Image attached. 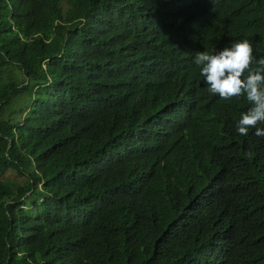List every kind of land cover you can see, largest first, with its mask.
Masks as SVG:
<instances>
[{"label": "trees", "instance_id": "1", "mask_svg": "<svg viewBox=\"0 0 264 264\" xmlns=\"http://www.w3.org/2000/svg\"><path fill=\"white\" fill-rule=\"evenodd\" d=\"M61 1L0 0V264H264V137L195 64L264 58V0Z\"/></svg>", "mask_w": 264, "mask_h": 264}, {"label": "clouds", "instance_id": "2", "mask_svg": "<svg viewBox=\"0 0 264 264\" xmlns=\"http://www.w3.org/2000/svg\"><path fill=\"white\" fill-rule=\"evenodd\" d=\"M63 3L64 0L60 6ZM147 3L152 7L168 5L166 0H147ZM227 29L232 33L233 41L214 54L207 51L195 53V64L209 93L223 100L246 97L251 105L238 120V134L247 136L250 129H255L257 137H264V128L258 126L264 124V58L257 60L254 56L252 43L245 39L248 31L236 34L238 28L233 29L231 24ZM220 35L216 32L213 40L219 41Z\"/></svg>", "mask_w": 264, "mask_h": 264}, {"label": "rangeland", "instance_id": "3", "mask_svg": "<svg viewBox=\"0 0 264 264\" xmlns=\"http://www.w3.org/2000/svg\"><path fill=\"white\" fill-rule=\"evenodd\" d=\"M68 1L69 0H64V3L62 4L63 9H68L69 8ZM8 114H10V113H8ZM12 116L13 117H18L16 114L15 115L12 114ZM6 178H7V180H13L12 182L11 181L9 182L10 184H22L24 182L23 178L19 177V175L16 174V172L15 173H9L6 176Z\"/></svg>", "mask_w": 264, "mask_h": 264}]
</instances>
